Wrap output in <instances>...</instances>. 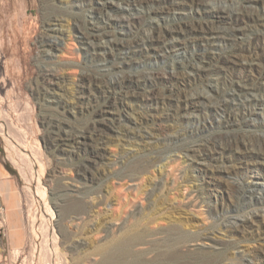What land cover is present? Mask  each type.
Returning <instances> with one entry per match:
<instances>
[{"label": "rangeland", "instance_id": "1", "mask_svg": "<svg viewBox=\"0 0 264 264\" xmlns=\"http://www.w3.org/2000/svg\"><path fill=\"white\" fill-rule=\"evenodd\" d=\"M0 165V264H264V0H0Z\"/></svg>", "mask_w": 264, "mask_h": 264}, {"label": "bare ground", "instance_id": "2", "mask_svg": "<svg viewBox=\"0 0 264 264\" xmlns=\"http://www.w3.org/2000/svg\"><path fill=\"white\" fill-rule=\"evenodd\" d=\"M226 11V10H225ZM231 11H232V9H231ZM128 14V13H127ZM130 16V15H129ZM129 16H127V18L129 17ZM123 17H125V16H123ZM126 18V17H125ZM225 34V33H224ZM230 34V33H229ZM57 47H59V46H57ZM55 54V53H54ZM51 81V80H50ZM53 81V80H52ZM47 88V87H46ZM50 89V88H49ZM49 92H50V90H49ZM52 93V92H51ZM54 93V92H53ZM4 125H6V124H4ZM9 126V125H8ZM7 127V126H6ZM8 128V127H7ZM2 129V128H1ZM9 129V128H8ZM3 131V130H2ZM10 131V130H9ZM8 132V131H7ZM12 132V131H11ZM10 134H12V133H10V132H8V134L7 135H10ZM11 136V135H10ZM14 146V145H13ZM47 219L50 221V220H52L53 218H54V214H53V212H52V210H51V208L50 207H48L47 206ZM49 236H50V239L52 240V244H51V246H48V245H46V247L44 248V254L45 255H47L48 257H49V260L47 261V264H63V262L65 261V260H59L58 262L57 261H55V256L53 255V252H52V248H54V243H55V241H56V238H57V234H56V232H55V230H54V228H52L51 230H50V232H49ZM61 258V257H60Z\"/></svg>", "mask_w": 264, "mask_h": 264}, {"label": "crops", "instance_id": "3", "mask_svg": "<svg viewBox=\"0 0 264 264\" xmlns=\"http://www.w3.org/2000/svg\"><path fill=\"white\" fill-rule=\"evenodd\" d=\"M5 175V172H4V169L2 168V166L0 165V177L1 176H4ZM10 196V195H9ZM8 196V198H9Z\"/></svg>", "mask_w": 264, "mask_h": 264}]
</instances>
